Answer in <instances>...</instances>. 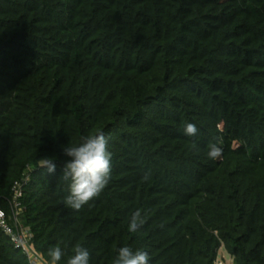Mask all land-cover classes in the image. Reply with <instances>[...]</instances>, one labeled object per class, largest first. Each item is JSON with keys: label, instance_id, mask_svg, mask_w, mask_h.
I'll list each match as a JSON object with an SVG mask.
<instances>
[{"label": "trees", "instance_id": "16d2710c", "mask_svg": "<svg viewBox=\"0 0 264 264\" xmlns=\"http://www.w3.org/2000/svg\"><path fill=\"white\" fill-rule=\"evenodd\" d=\"M96 130L111 179L76 212L62 148ZM0 210L45 264L57 244L60 264L76 245L90 264L123 246L149 264H217L221 249L264 264V0H0ZM0 264H31L1 227Z\"/></svg>", "mask_w": 264, "mask_h": 264}, {"label": "clouds", "instance_id": "9594fccd", "mask_svg": "<svg viewBox=\"0 0 264 264\" xmlns=\"http://www.w3.org/2000/svg\"><path fill=\"white\" fill-rule=\"evenodd\" d=\"M198 131L194 123H186L184 126V134L189 137L195 136ZM108 139L102 130H96L81 136L78 143L63 146V155L68 159L62 162V178L69 181V194L63 201L65 207L79 212L85 205L99 197L110 182L112 153L108 150ZM208 148L209 159L216 160L222 155V148L217 143H210ZM37 166L45 170L46 174H54L57 168L56 157L40 158L37 160ZM147 178L146 175L144 179ZM146 222L147 217L143 211L136 209L129 217L128 231L136 233ZM48 256L50 257L48 264H60L65 251L57 244L49 248ZM90 259V252L76 245L66 264H90ZM149 261L147 251L123 246L117 249L111 264H149Z\"/></svg>", "mask_w": 264, "mask_h": 264}, {"label": "built area", "instance_id": "2783aa9c", "mask_svg": "<svg viewBox=\"0 0 264 264\" xmlns=\"http://www.w3.org/2000/svg\"><path fill=\"white\" fill-rule=\"evenodd\" d=\"M20 187L21 184L19 183L16 187V193L14 196L15 206L18 198L21 196ZM7 219L5 213L0 210V227L5 234L10 237L11 241L15 244V247L21 249L28 256L31 264H45L42 256L39 255L29 243L31 234H29L26 229L18 226L16 215H13V219H15L14 227L8 223ZM219 263H223V261H217V264Z\"/></svg>", "mask_w": 264, "mask_h": 264}, {"label": "rangeland", "instance_id": "374dc122", "mask_svg": "<svg viewBox=\"0 0 264 264\" xmlns=\"http://www.w3.org/2000/svg\"><path fill=\"white\" fill-rule=\"evenodd\" d=\"M224 258V260H223ZM218 261H223V263H219V264H233L232 263V258L225 252L224 249H221L219 251V259Z\"/></svg>", "mask_w": 264, "mask_h": 264}]
</instances>
